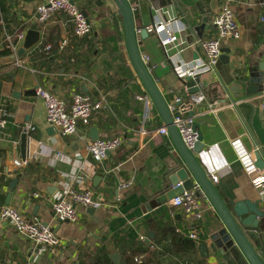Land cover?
<instances>
[{"label":"crops","instance_id":"crops-1","mask_svg":"<svg viewBox=\"0 0 264 264\" xmlns=\"http://www.w3.org/2000/svg\"><path fill=\"white\" fill-rule=\"evenodd\" d=\"M44 1L7 0L1 16L7 35L14 40L19 32L29 29L39 30L40 39L20 56L22 65L12 53L0 58V106L8 113L7 127L0 134V176L7 177V185L0 189V209L10 205L29 220L50 225L61 243L42 250L2 218L0 264H94L104 253L112 264H123L134 252L136 258L158 264L192 258L191 264H218L212 257H202L198 249L169 254L157 246L168 229L187 238L196 229L199 242H205L221 219L202 197L200 219L188 217L172 200L160 201L183 160L169 134L161 130L164 124L153 102L138 99L146 89L130 60L118 7L113 0H74L93 27L90 35L78 38L62 13H56L44 26L39 23L37 7ZM128 1L134 9L140 52L149 57L147 66L168 105L177 103L178 98L186 101L190 93L185 75H179L177 69L185 73L207 64L200 43L215 35L213 19L227 0ZM231 6L239 35L225 39L223 48L230 49L232 73L244 77L245 87L253 85L255 91L236 97L222 86L216 69L199 74L201 92L206 95L204 108L212 106L214 111L195 113L205 144L195 156L226 202L258 201L264 198V185L257 187L254 179L264 175V170L249 173L239 152L258 150L264 159V23L259 0H231ZM203 17H209V22L199 40L195 28ZM160 20L167 21V27L178 36V41L166 48L157 33L148 31ZM143 29L148 31L144 36ZM37 87L53 92L67 104L76 93L89 94L103 107L94 112L88 125L80 124L75 135L64 136L58 130L49 133ZM188 105L181 106L186 116L192 111ZM27 123L35 127L28 134L24 130ZM92 128L98 130L99 138L123 140L103 163L87 151L88 143L95 140ZM142 129L146 135L141 134ZM24 133L28 136L26 159L20 149ZM14 160H26L27 164L17 167ZM70 188L91 189L104 205L100 209L77 206L76 222L60 221L51 205ZM36 192L41 197H35ZM261 222L264 242V219ZM151 232L154 238L148 241ZM112 255H118L117 262Z\"/></svg>","mask_w":264,"mask_h":264},{"label":"built area","instance_id":"built-area-1","mask_svg":"<svg viewBox=\"0 0 264 264\" xmlns=\"http://www.w3.org/2000/svg\"><path fill=\"white\" fill-rule=\"evenodd\" d=\"M259 1L262 11L260 20L264 23V0ZM37 12L39 14L38 21L43 26L49 22L56 13H62L73 24L76 37L83 38L93 32V27L88 17L75 2H72V0H45L38 5ZM0 24L5 27L2 17L0 18ZM167 24V21L160 20L158 23L154 24L153 27L148 29L149 32L157 33L159 35L161 44L165 48L167 45L178 41V36L170 31ZM213 24L216 29L215 35L206 38L200 43L208 56L207 64L205 66H195L188 69L185 73L179 68L177 69L179 75L184 74L185 77H196L202 72L214 70L217 60L223 53V41L229 37H238L239 26L231 6V0H227L222 4L219 12L213 19ZM164 32L166 33V37L162 38V33ZM25 37V31L19 32L16 36V40L7 35V48L11 50L18 65H22L18 52L19 45L24 42ZM65 45L66 41L62 43L61 48H64ZM46 49L50 50L51 46L47 45ZM142 58L146 64L150 60L147 55L142 56ZM36 93L43 101L48 126L58 130L64 136L75 135L79 125H88L94 112L103 107L102 102L94 100L89 94L76 93L73 96L72 102L67 104V102L61 97L43 87H37ZM138 99L146 104L152 103L147 90H144V93L138 96ZM205 100V93L200 91L195 94H190L189 99H186V101L183 98H178L177 103L169 105V110L180 135L189 148L194 147L195 143L198 141L199 134L198 130L193 126L195 121L194 117L191 118L184 115L181 106L182 104H190L188 106L191 107L194 114H203L207 111H214L212 106H209L206 109L204 108ZM178 103L180 104L177 105ZM262 106L264 108V100ZM7 114L6 108L0 106V134L4 133L7 127ZM24 130L28 134L29 132L34 131L35 127L30 123H27L24 126ZM161 130L168 134L164 126ZM146 133L147 131L142 129L141 134L146 135ZM122 143L123 140L121 137L98 138L88 143L87 151L96 162L103 163L111 153L117 151L121 147ZM239 153L240 159L245 163L249 173L260 172L255 165L256 159L252 151L243 150L241 152L240 150ZM14 164L17 167H22L27 164V161L14 160ZM258 175L259 176L254 179V184L257 187H261L264 185V175ZM33 195L37 198L41 197L39 192L33 193ZM201 197L210 202L202 188L199 185H195L192 189L185 190L182 194L172 199V204L175 207L183 209L188 217L194 216L195 218L200 219L202 218ZM103 205V201L95 196L93 190L86 189L83 191H77L70 188L52 202L51 208L55 217L60 221L76 222L78 220L77 206L86 209H100ZM0 215L15 228L18 234L31 240L35 245L40 246L42 250L55 247L61 243L50 225L27 219L20 210L13 206L4 205L0 209ZM189 237L194 241H200V234L196 229L191 231ZM142 258L143 257L141 256L137 257L136 261L141 263Z\"/></svg>","mask_w":264,"mask_h":264},{"label":"water","instance_id":"water-1","mask_svg":"<svg viewBox=\"0 0 264 264\" xmlns=\"http://www.w3.org/2000/svg\"><path fill=\"white\" fill-rule=\"evenodd\" d=\"M74 2V0H72ZM118 7L123 19L126 46L130 60L136 75L149 93L151 100L158 111L163 126L166 128L176 150L183 160V166L174 172L170 178L171 187L161 196L160 201L167 203L185 190L192 189L199 185L208 197L213 208L221 219V224L217 225L205 242H198L197 249L204 258L212 257L218 264H264V242L262 238V222L264 219V198L258 201H230L226 202L216 188L211 177L205 172L198 161L195 153L205 147L204 137L199 125L194 121L193 126L198 130V141L193 148H189L183 141L180 132L175 124L173 116L169 110V105L157 86L147 64L143 61L138 45V29L135 25V14L131 3L128 0H113ZM39 17V14H38ZM209 17H203L201 24L195 28L198 39L204 36V31L208 27ZM192 29L190 28L189 33ZM148 33L147 29L141 31V35ZM40 31L29 29L26 33L23 47L18 55L22 56L26 49L33 47L39 42ZM223 53L217 60L215 69L219 74L222 86L236 97L250 96L255 89L253 85H247L244 77L232 73L229 53L230 49L223 48ZM200 75L196 77L186 76L185 82L190 94L201 91ZM253 82V79L250 80ZM178 103L177 105H179ZM195 116L193 111L189 112V117ZM49 133H54L55 129L50 127ZM93 139H98L99 134L96 128H92ZM28 136L23 134L20 149L22 158L26 159ZM255 165L259 170H264V159L262 154L255 151ZM17 180L10 183V192L7 204L11 198ZM93 210V209H92ZM0 215V222H1ZM154 233H149L148 241L153 240ZM118 261V255H112Z\"/></svg>","mask_w":264,"mask_h":264},{"label":"trees","instance_id":"trees-1","mask_svg":"<svg viewBox=\"0 0 264 264\" xmlns=\"http://www.w3.org/2000/svg\"><path fill=\"white\" fill-rule=\"evenodd\" d=\"M7 5V0H0V17L3 15L5 7ZM11 55V50L7 48V31L2 24H0V58L7 57ZM187 83H185L186 85ZM17 177L20 175L17 173ZM9 182V181H8ZM3 185H7V177L5 175L0 176V189ZM0 198L2 195L0 194ZM197 242L191 238L182 237L175 230L168 229L164 230L161 237L157 240V246L163 249L165 253H174L178 251H188L190 253L197 251ZM136 253L132 255L123 264H158L156 261L146 260L138 263L136 258ZM191 258V256H189ZM194 262V258L191 260H182L176 264H191ZM94 264H112L109 256L107 254L99 255L95 260Z\"/></svg>","mask_w":264,"mask_h":264}]
</instances>
